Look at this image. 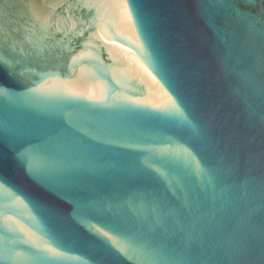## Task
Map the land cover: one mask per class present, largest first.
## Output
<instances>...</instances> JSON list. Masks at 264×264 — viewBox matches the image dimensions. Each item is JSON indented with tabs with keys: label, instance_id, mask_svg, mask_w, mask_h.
<instances>
[{
	"label": "water",
	"instance_id": "water-1",
	"mask_svg": "<svg viewBox=\"0 0 264 264\" xmlns=\"http://www.w3.org/2000/svg\"><path fill=\"white\" fill-rule=\"evenodd\" d=\"M0 264H264V0H0Z\"/></svg>",
	"mask_w": 264,
	"mask_h": 264
}]
</instances>
